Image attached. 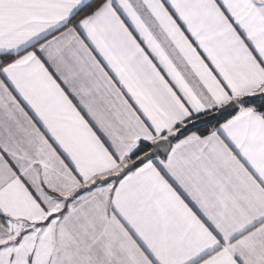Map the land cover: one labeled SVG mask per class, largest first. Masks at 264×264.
<instances>
[{
	"label": "snow or ice",
	"instance_id": "6c2138e0",
	"mask_svg": "<svg viewBox=\"0 0 264 264\" xmlns=\"http://www.w3.org/2000/svg\"><path fill=\"white\" fill-rule=\"evenodd\" d=\"M0 264H264V0H0Z\"/></svg>",
	"mask_w": 264,
	"mask_h": 264
}]
</instances>
